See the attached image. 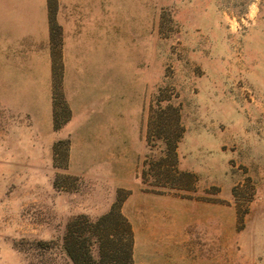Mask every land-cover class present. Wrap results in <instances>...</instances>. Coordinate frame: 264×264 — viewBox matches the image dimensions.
Instances as JSON below:
<instances>
[{
	"label": "rangeland",
	"instance_id": "obj_1",
	"mask_svg": "<svg viewBox=\"0 0 264 264\" xmlns=\"http://www.w3.org/2000/svg\"><path fill=\"white\" fill-rule=\"evenodd\" d=\"M168 105L192 189L154 192ZM118 198L139 263L264 264V0H0V264Z\"/></svg>",
	"mask_w": 264,
	"mask_h": 264
},
{
	"label": "trees",
	"instance_id": "obj_2",
	"mask_svg": "<svg viewBox=\"0 0 264 264\" xmlns=\"http://www.w3.org/2000/svg\"><path fill=\"white\" fill-rule=\"evenodd\" d=\"M153 118L147 140L161 142L165 156L144 164L142 183L154 192L191 190L184 180L189 175L176 170L177 144L184 131L178 108L168 105L154 111ZM121 203L118 198L109 212L95 219L79 215L68 221L62 250L71 264H143L135 259V234Z\"/></svg>",
	"mask_w": 264,
	"mask_h": 264
},
{
	"label": "crops",
	"instance_id": "obj_3",
	"mask_svg": "<svg viewBox=\"0 0 264 264\" xmlns=\"http://www.w3.org/2000/svg\"><path fill=\"white\" fill-rule=\"evenodd\" d=\"M48 29H49V55H48V59L50 61V58H51V72H52V52H51V48H50V24H49V21H48ZM50 57V58H49Z\"/></svg>",
	"mask_w": 264,
	"mask_h": 264
}]
</instances>
